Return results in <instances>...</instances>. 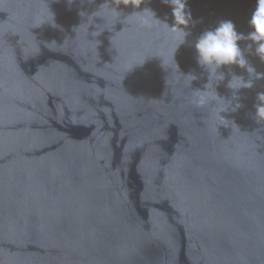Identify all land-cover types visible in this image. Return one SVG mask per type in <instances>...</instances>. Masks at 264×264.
Masks as SVG:
<instances>
[{
  "label": "water",
  "instance_id": "water-1",
  "mask_svg": "<svg viewBox=\"0 0 264 264\" xmlns=\"http://www.w3.org/2000/svg\"><path fill=\"white\" fill-rule=\"evenodd\" d=\"M187 7L191 41L247 33L255 0ZM173 23L161 0H0V264H264V79L210 78Z\"/></svg>",
  "mask_w": 264,
  "mask_h": 264
},
{
  "label": "clouds",
  "instance_id": "clouds-1",
  "mask_svg": "<svg viewBox=\"0 0 264 264\" xmlns=\"http://www.w3.org/2000/svg\"><path fill=\"white\" fill-rule=\"evenodd\" d=\"M161 2L171 6L174 23L170 27L178 33L181 45L190 44L195 53L197 66L206 70L210 78L214 77L217 81H223L225 73L220 70H232L235 66L249 75L254 74L256 79H264V73L257 72L255 67L248 62L240 43L243 40L249 41L246 47L255 46V54L261 61H264V0H255V8L247 22L250 29L247 33L238 31L231 19H225L220 20L215 27L203 30L191 41L189 40L192 35L190 26H194L198 21L192 18L187 7L188 0H161ZM150 16L153 19L156 18L152 11H150ZM187 75L192 81L197 79L193 73ZM227 87L235 91L251 88L252 80H245L242 75H235L232 72ZM209 98L206 92H197L193 97V103L201 107L208 103ZM257 101L255 117L258 121H264V92L257 93ZM239 107L240 104L237 103L236 109Z\"/></svg>",
  "mask_w": 264,
  "mask_h": 264
}]
</instances>
